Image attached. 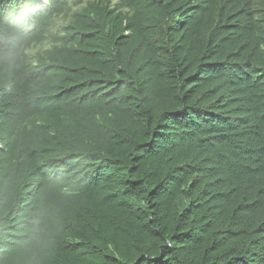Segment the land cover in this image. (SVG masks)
<instances>
[{
  "label": "trees",
  "instance_id": "1",
  "mask_svg": "<svg viewBox=\"0 0 264 264\" xmlns=\"http://www.w3.org/2000/svg\"><path fill=\"white\" fill-rule=\"evenodd\" d=\"M0 264H264V0H0Z\"/></svg>",
  "mask_w": 264,
  "mask_h": 264
}]
</instances>
